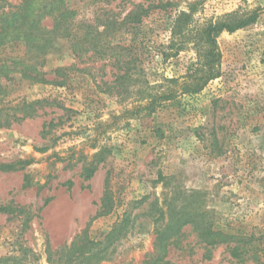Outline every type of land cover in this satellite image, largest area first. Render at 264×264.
<instances>
[{"label": "rangeland", "instance_id": "rangeland-1", "mask_svg": "<svg viewBox=\"0 0 264 264\" xmlns=\"http://www.w3.org/2000/svg\"><path fill=\"white\" fill-rule=\"evenodd\" d=\"M168 2L145 19L142 34L127 25L108 38L143 42L142 63L131 62L138 48L79 59L62 38L43 59L50 82L18 74L0 92V119L21 118L24 103L39 102L25 119L0 126V258L8 264H254L232 258L229 246L231 236L253 235L264 260V0ZM121 3L69 4L89 22L98 9L123 19L132 6ZM181 12L193 36L211 20L258 19L217 36L220 74L201 92L139 111L165 78L183 81L205 62L204 47L192 44L161 55L170 53ZM28 51L12 43L1 57ZM128 62L123 82L117 76ZM193 217L197 224H188Z\"/></svg>", "mask_w": 264, "mask_h": 264}, {"label": "trees", "instance_id": "trees-1", "mask_svg": "<svg viewBox=\"0 0 264 264\" xmlns=\"http://www.w3.org/2000/svg\"><path fill=\"white\" fill-rule=\"evenodd\" d=\"M90 1L98 5L100 3L110 4L118 0ZM124 1H128L132 9L123 19L118 18L117 13L98 9L94 20L88 22L77 19L78 11L70 6V0H17V3L0 0V92L4 89L6 91L9 88L7 82L12 83L16 77L15 75L18 74L21 79L30 80L34 83L50 82L46 78L47 72L42 70L44 66L43 59L54 43L62 38L69 40L72 54L79 59L89 56L90 59L100 60L105 58L108 52L123 56L126 55L122 53L123 50L138 48V56L136 55V58L131 59V62L142 63L143 42H139L141 47L135 44L138 42H132V45L128 46L113 45L108 38L114 37L127 25L130 26L128 29L141 31L142 34L144 32L142 24L151 15L152 11L157 8H166L171 3H163V0H160L158 4L155 3V0H146V2L141 3H134L132 0H121V4ZM177 16L172 27V40L169 46L166 47V50H169L170 53L162 51L161 55L165 60L176 57L186 50L188 45L192 44L193 48L198 50H202V46L204 47L205 62L203 61L202 66L183 81H180L179 78H165V83L157 86L159 90L156 93L151 90L152 93L149 94L148 99H150L147 103L138 106L139 111L152 114L162 103L174 99L180 93L196 94L201 92L209 81L218 78L220 74L218 68L221 62V53L218 49L217 36L223 32L234 33L240 29H245L256 24L258 19V13L255 12L233 22L224 18H219L216 21L211 20L198 27L197 36H193L194 30L185 27L188 25L187 18L189 15L181 12ZM46 20L50 22L49 27L44 24ZM177 36H179V40L176 39ZM19 42L25 43L29 48L25 57H1L2 50L6 46ZM26 56L28 59H26ZM131 62L126 63L125 73L123 75L119 74L117 76L118 80L124 82L130 71ZM139 71L142 72L143 70L139 69ZM60 72V70L55 72L58 74L57 79L60 77ZM65 82V80H53V83L60 86L64 85ZM37 104L39 102L35 104L24 103L25 112L23 117L7 115L5 119H0V126L9 124L11 121L25 119L35 110ZM7 168L13 167L7 166ZM94 172L92 170L90 176ZM108 184L109 179L107 178L106 185ZM1 210L12 213L10 208H2ZM187 223L197 224L195 217L190 218ZM254 237V235L250 237L231 236L229 246L232 258L237 259L240 263L253 261L254 264H264V260L256 255L260 249L255 251L259 245L255 242ZM69 250L72 251L73 246ZM49 255H52L51 251H49ZM9 261L11 260L6 257L0 258V264H8ZM68 263L71 264L72 261Z\"/></svg>", "mask_w": 264, "mask_h": 264}]
</instances>
